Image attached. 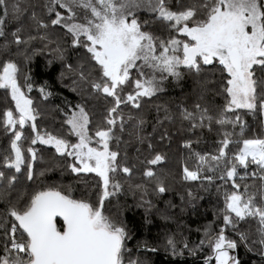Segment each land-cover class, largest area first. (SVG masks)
Masks as SVG:
<instances>
[{"label": "snow or ice", "instance_id": "1", "mask_svg": "<svg viewBox=\"0 0 264 264\" xmlns=\"http://www.w3.org/2000/svg\"><path fill=\"white\" fill-rule=\"evenodd\" d=\"M140 12L150 18L140 19ZM160 26L167 37L152 30ZM49 48L72 76L71 90L81 97L60 109L66 136L75 141L37 128L40 110L28 95L34 81L27 64ZM69 49L84 50L75 65L68 60ZM185 76L193 79L200 100L209 95L224 100L222 105L197 102L193 110L179 112V131L185 130L183 122L191 132H212L218 126L212 152L195 150L199 138L183 144L194 162L193 168L183 167V180L199 181L205 192L215 186L223 197V208L216 209L222 226H204L199 247L206 245L212 253L205 264H240L230 255L240 242L264 246V136L249 137L242 115L228 113L244 109L253 117L264 115V0H176L174 7L168 0H0V90L14 102V108L0 114L5 133H11L9 151L0 158V264H148L129 246L133 229L124 216L126 206L113 211L106 202L110 206L111 198L124 193L125 184L147 193L144 184L131 182L137 166L129 164L126 149L133 142L146 145L152 155L142 163L164 161L152 137L159 133L161 141L170 142L166 124L176 123V114L164 108L163 119L157 117L146 134L142 113L147 102L166 91V81L179 83ZM48 87L38 89L45 101L53 95ZM129 107L136 112L125 111ZM124 134L129 139L121 156ZM36 144L64 158V167L83 185L79 196L71 184L29 189L20 181L21 173L27 181L36 179ZM82 174L94 175L85 179ZM142 175L159 194L168 191L151 167ZM202 198L187 191L192 207ZM136 206L144 207L146 216L154 207L143 198ZM229 231L238 239L230 238ZM167 246L173 255L183 254L174 239ZM183 247L197 254L198 248H189L186 241ZM144 249L158 251L146 244Z\"/></svg>", "mask_w": 264, "mask_h": 264}, {"label": "trees", "instance_id": "2", "mask_svg": "<svg viewBox=\"0 0 264 264\" xmlns=\"http://www.w3.org/2000/svg\"><path fill=\"white\" fill-rule=\"evenodd\" d=\"M171 6L176 5V0H168ZM140 19H149L150 15L147 12L138 13ZM156 34L167 37L168 32L160 26L152 29ZM56 35H62V33H56ZM68 37H64V45L68 47ZM38 48H42V44L39 42L36 45ZM54 47V45L52 46ZM51 48L44 49L35 55L30 63L27 64V69L30 70L33 77L34 85L33 91L28 93L30 98L34 100V106L40 110V116L37 119V128L41 132L47 130L54 134L65 135L67 125L63 124L65 115L60 109H64L66 106L80 102L81 97L71 90L72 76L67 74L65 68L62 67V62L55 58L56 54H49ZM83 49L72 50L69 49L67 53L68 60L72 64H76L77 57L83 56ZM52 61L49 64V61ZM22 69L25 62L21 58L20 61ZM65 72V76L62 78L61 73ZM216 79L219 78V74H216ZM47 84L48 90L53 95L47 100H43L40 96L38 89L41 86ZM166 91L158 93L156 97H153L151 101L144 105V112L148 123L146 125V134L152 133L153 125L157 121V117L163 119L164 108H168L172 113L176 114V123L166 124L171 135V141H161L159 133L152 137V142L155 145V152L162 153L165 156L163 162L158 165H145L142 163L145 159H150L152 153H150L146 145H138L133 142L126 149L129 164H135L137 167L134 171V178L132 184H144L147 193L142 190L133 189L129 190L128 185L125 184V192L118 197L111 198V205L106 202V208L115 210L117 205L126 206L124 212L125 218L129 221L131 228L133 229V239L130 241V247L137 253L140 259L147 260L148 264H205L208 256L212 253L205 245L203 248L199 247V241L204 238L203 230L204 226L213 224L215 228L222 226L221 220L217 219L216 209L223 208V197H218L216 194L215 186H212L209 191L205 192L199 188V181H184L183 180V167L185 164L189 168L194 167V162L187 158L188 150L183 148V144L186 140L197 138L200 139L199 144H193L196 151L203 153H209L216 147L215 141L219 139L217 135V125H213V131L208 132L204 129L202 132L197 129L195 132L187 131L188 124L183 122L184 131H179L181 121L179 119V112L181 108L186 107L190 111L193 110L194 104L199 103H214L222 105L224 103L223 97L216 96L214 99L211 95L207 97L206 101H202L199 98V89L193 82L191 77L185 76L183 80L177 83L174 80L165 82ZM13 107L14 102L11 101L10 96L5 98L4 90H0V114L7 108ZM91 108V104H89ZM159 107V111L157 108ZM99 108V105H98ZM125 111L136 112L135 109L126 108ZM234 114L242 115L243 119L247 121L248 131L246 135L251 136H264V115L257 113L255 117L249 114L247 110L238 109L236 113H228L231 117ZM97 117H94V120ZM26 135L30 134L29 129H25ZM11 133H5L2 120H0V158L9 151ZM66 138L74 141V137ZM129 137L124 134L120 144L121 156L125 152V141ZM115 144V142H113ZM28 146L27 144L25 145ZM37 150L38 159L34 166L36 179L34 181H27L23 173L18 174L20 181L26 185L29 189L39 187L42 185H57L60 181L62 184L73 186V195L79 196L82 184L76 183V177H74L65 167L64 158L59 157L55 153V149L47 146L36 144L32 145ZM136 147H140L141 151L136 152ZM232 146L230 145V148ZM139 157V159H137ZM145 167H151L157 172V175L164 180L168 191L163 194H159L155 191L154 183L150 182L147 178L143 177L142 172ZM43 171L44 175L39 176V173ZM240 171H243L242 169ZM85 179H91L94 174H82ZM121 182L126 179L121 174ZM206 183V182H205ZM217 184L222 183L217 181ZM191 190L203 197L193 201L195 207H192L187 203V191ZM185 199L182 201L181 197ZM141 198L151 200L154 207L149 215H145L144 207H137L136 205L141 202ZM2 207V206H0ZM184 209L183 211L181 209ZM168 217L167 219L163 217ZM151 222L148 223L147 221ZM59 221V220H58ZM200 229V231H197ZM230 238L238 239L230 231L227 233ZM169 238L175 240L178 251L183 253L182 255H173L171 250L167 246ZM187 242L189 248L197 247L198 251L196 255H193L189 249L183 247V243ZM141 245V248L137 250L136 246ZM147 247H155L158 249L156 252H148L144 249V245ZM251 248L252 251L248 249ZM264 246L259 244L249 243L245 246L240 242L238 248L234 250V256H236L240 264H264V255H261V250ZM214 264V262H213Z\"/></svg>", "mask_w": 264, "mask_h": 264}, {"label": "rangeland", "instance_id": "3", "mask_svg": "<svg viewBox=\"0 0 264 264\" xmlns=\"http://www.w3.org/2000/svg\"><path fill=\"white\" fill-rule=\"evenodd\" d=\"M74 139H75V137H74ZM75 141V140H74ZM60 184H62V182L60 181L59 183H57V185H60ZM230 255H234V250H231L230 251Z\"/></svg>", "mask_w": 264, "mask_h": 264}, {"label": "water", "instance_id": "4", "mask_svg": "<svg viewBox=\"0 0 264 264\" xmlns=\"http://www.w3.org/2000/svg\"><path fill=\"white\" fill-rule=\"evenodd\" d=\"M58 220H59V218H58Z\"/></svg>", "mask_w": 264, "mask_h": 264}]
</instances>
